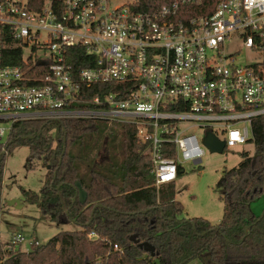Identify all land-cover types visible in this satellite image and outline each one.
I'll list each match as a JSON object with an SVG mask.
<instances>
[{"label": "built area", "instance_id": "obj_1", "mask_svg": "<svg viewBox=\"0 0 264 264\" xmlns=\"http://www.w3.org/2000/svg\"><path fill=\"white\" fill-rule=\"evenodd\" d=\"M262 115L264 0H0V140L21 121L130 124L159 191L201 163L192 127L224 150Z\"/></svg>", "mask_w": 264, "mask_h": 264}, {"label": "trees", "instance_id": "obj_2", "mask_svg": "<svg viewBox=\"0 0 264 264\" xmlns=\"http://www.w3.org/2000/svg\"><path fill=\"white\" fill-rule=\"evenodd\" d=\"M45 1L27 3L39 11ZM102 123L61 119L13 125L0 144V214L5 156L26 147L27 168L41 163L47 171L39 193L23 190L25 202L38 207L42 220L74 223L80 230L61 231L29 252H11L10 243L0 241V264H264V213L259 217L250 209L264 194V115L252 121L248 143L254 154L241 153L237 167L221 176L223 211L217 225L202 218L179 219L183 207L175 200L173 184L155 189L150 157L135 127ZM76 182L86 193L84 203L78 200ZM91 233L96 237L89 238ZM132 235L152 245L155 256L132 243Z\"/></svg>", "mask_w": 264, "mask_h": 264}, {"label": "rangeland", "instance_id": "obj_3", "mask_svg": "<svg viewBox=\"0 0 264 264\" xmlns=\"http://www.w3.org/2000/svg\"><path fill=\"white\" fill-rule=\"evenodd\" d=\"M244 58L245 52L242 50L237 62L240 63ZM104 123L101 125H106ZM2 127L9 129V125L6 124ZM190 132L197 135L203 156L200 164L189 162L181 164L182 173L173 183L175 200L183 207L179 219L202 218L212 225H217L221 221L223 211L221 176L224 171L237 167L242 160L241 153L246 152L252 156L254 148L252 144L247 143L224 149L220 154L212 153L202 143L203 131L192 127ZM8 134L7 132L0 140V144L6 143ZM219 137L221 138L220 135ZM28 158V148L16 147L6 154L4 160L0 241L7 245L12 236L21 235L20 243L7 247L14 253L29 252L36 248L35 242L45 244L61 231L80 230L74 223L55 224L42 220L38 207L25 202L23 190L39 193L47 171V167L41 163H34V168L28 169ZM13 200L19 201L20 205H10L9 202ZM250 209L259 217L264 213V194L250 204ZM188 264L200 263L193 260Z\"/></svg>", "mask_w": 264, "mask_h": 264}, {"label": "water", "instance_id": "obj_4", "mask_svg": "<svg viewBox=\"0 0 264 264\" xmlns=\"http://www.w3.org/2000/svg\"><path fill=\"white\" fill-rule=\"evenodd\" d=\"M203 145L206 146L212 153H222L224 148V143L218 141V139L211 135L207 134L206 137L203 139ZM5 154V151L2 152V155ZM75 189L77 190V197L80 203H84L86 200V193L83 191L79 182L75 183ZM10 205L18 204L20 205L19 201L13 200L9 202ZM132 243L137 244L139 249H142L144 252L148 253L151 257L155 256V249L149 243H139L137 236L132 235L129 239Z\"/></svg>", "mask_w": 264, "mask_h": 264}]
</instances>
